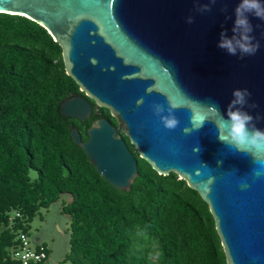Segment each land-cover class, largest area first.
Returning a JSON list of instances; mask_svg holds the SVG:
<instances>
[{
  "label": "water",
  "instance_id": "1",
  "mask_svg": "<svg viewBox=\"0 0 264 264\" xmlns=\"http://www.w3.org/2000/svg\"><path fill=\"white\" fill-rule=\"evenodd\" d=\"M238 3L0 0V13L46 28L62 48L67 75L116 119L117 126L104 117L94 120L86 142L77 127L70 132L113 188L128 191L139 176L125 136L158 174L175 173L209 205L227 264H264V175L255 176L252 156L219 141L213 121L190 134L183 131L192 127L196 106L190 100L214 101L226 116L233 90L245 88L251 93L245 110L264 130V20L249 16L260 44L255 55L240 58L217 47L222 31L232 35ZM170 99L179 121L171 130L153 112L154 104L167 108ZM92 111L82 96L61 105L65 117L82 122Z\"/></svg>",
  "mask_w": 264,
  "mask_h": 264
},
{
  "label": "trees",
  "instance_id": "2",
  "mask_svg": "<svg viewBox=\"0 0 264 264\" xmlns=\"http://www.w3.org/2000/svg\"><path fill=\"white\" fill-rule=\"evenodd\" d=\"M82 96L93 105L82 122L61 105ZM117 126L66 73L62 48L46 28L0 13V264H19L12 250L42 209L62 196L71 219L70 251L60 264H227L209 205L186 181L158 174L124 136L138 161L130 190L113 188L77 146L94 120ZM39 239L41 237L37 236ZM34 237V238H37ZM49 250L41 240L36 246Z\"/></svg>",
  "mask_w": 264,
  "mask_h": 264
},
{
  "label": "clouds",
  "instance_id": "3",
  "mask_svg": "<svg viewBox=\"0 0 264 264\" xmlns=\"http://www.w3.org/2000/svg\"><path fill=\"white\" fill-rule=\"evenodd\" d=\"M203 10L207 11V6ZM250 15L264 20V0H239L235 8L232 35L228 36L227 31H222L217 47L225 50L229 55H239L240 58L255 55L260 44L252 35L253 25L249 20ZM186 22L192 24L194 20L189 16ZM232 96L233 99L227 105L226 116L214 101L203 103L190 100L196 106L191 110L192 127H185L183 131L185 134H190L194 130L201 129L206 121H213L218 130L217 138L219 141L234 147L237 152L252 156L257 166L254 169V174L259 177L264 175V130L255 127L253 116L245 110V106L248 105V98L251 96L248 89H235ZM168 104L169 107L167 108L160 103L154 104L153 112L159 117L163 126L171 130L178 126L179 121L174 115L177 104L172 99L168 101ZM250 106L255 107L254 104ZM165 112H167L166 115L163 114ZM209 114L214 118L210 119ZM217 163L221 164L222 161ZM211 181L209 179L208 182Z\"/></svg>",
  "mask_w": 264,
  "mask_h": 264
},
{
  "label": "rangeland",
  "instance_id": "4",
  "mask_svg": "<svg viewBox=\"0 0 264 264\" xmlns=\"http://www.w3.org/2000/svg\"><path fill=\"white\" fill-rule=\"evenodd\" d=\"M70 201L68 195L62 196L49 209H42L30 224L31 238L41 237L48 247L50 253L46 264H60L70 251L71 219L62 213L63 205Z\"/></svg>",
  "mask_w": 264,
  "mask_h": 264
},
{
  "label": "built area",
  "instance_id": "5",
  "mask_svg": "<svg viewBox=\"0 0 264 264\" xmlns=\"http://www.w3.org/2000/svg\"><path fill=\"white\" fill-rule=\"evenodd\" d=\"M21 245L12 250V258L19 264H39L47 258L44 247L38 249L35 238H31L24 233L20 234Z\"/></svg>",
  "mask_w": 264,
  "mask_h": 264
},
{
  "label": "crops",
  "instance_id": "6",
  "mask_svg": "<svg viewBox=\"0 0 264 264\" xmlns=\"http://www.w3.org/2000/svg\"><path fill=\"white\" fill-rule=\"evenodd\" d=\"M70 197V196H69ZM42 241V239H40Z\"/></svg>",
  "mask_w": 264,
  "mask_h": 264
}]
</instances>
